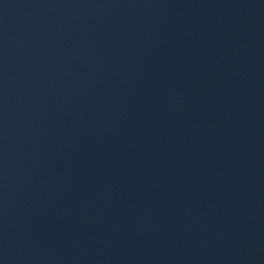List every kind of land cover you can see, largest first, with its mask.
Segmentation results:
<instances>
[{"label": "water", "instance_id": "obj_1", "mask_svg": "<svg viewBox=\"0 0 264 264\" xmlns=\"http://www.w3.org/2000/svg\"><path fill=\"white\" fill-rule=\"evenodd\" d=\"M0 264H264V0H0Z\"/></svg>", "mask_w": 264, "mask_h": 264}]
</instances>
